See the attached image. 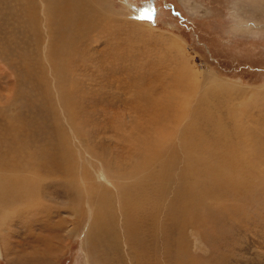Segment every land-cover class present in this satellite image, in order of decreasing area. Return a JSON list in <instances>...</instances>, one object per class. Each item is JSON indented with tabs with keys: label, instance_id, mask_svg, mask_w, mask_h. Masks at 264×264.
<instances>
[{
	"label": "rangeland",
	"instance_id": "1",
	"mask_svg": "<svg viewBox=\"0 0 264 264\" xmlns=\"http://www.w3.org/2000/svg\"><path fill=\"white\" fill-rule=\"evenodd\" d=\"M44 2L0 0V118L5 126L12 116L22 124V129L10 135L7 145H14L15 151L7 156L25 166L29 151L41 152L47 140L57 145L58 136L65 143L72 182L42 177L48 184L39 185L32 198L48 209L34 217L36 222L30 219V210L17 216H12L13 209L1 213L0 264H102L104 256L109 264H130L125 239L118 245L92 240L101 200L109 194L110 202L119 204L121 185L133 178L128 168L145 172L151 166L154 178L145 184L146 192L157 193L165 183H173L168 194L172 197L177 183H183L180 175L188 164L180 145L175 147L179 168L171 170L168 179L158 181L163 166L152 163L150 154L166 147L172 140L167 137L176 142L194 135L197 150L199 143L215 140L221 126H227L232 145L247 136L250 142L248 133L255 129V148L248 146L247 150L253 156L248 179L255 184L238 195L220 196L211 190L217 198L206 199L198 191L201 196L197 194L191 206L199 210L191 216V224L172 231L168 238L176 233L184 236L182 248L189 249L199 264H264V0H82V8L73 18L86 17L87 23L73 30L61 21L59 15L64 12L58 6L49 15V26ZM71 39L76 43L72 45ZM67 52L73 55L70 60L58 57ZM182 76L188 80L183 89L177 86ZM214 80L231 89L215 91L210 88ZM58 85L70 95L71 114L63 105ZM205 91L209 95L201 97ZM187 106L196 113L191 115ZM162 108H168L165 115H161ZM235 124L239 125L237 131H248L242 140L234 136ZM6 149L0 143V152ZM205 174L193 177L196 186L213 183ZM153 200L150 204H161V200ZM17 205H22L19 197ZM180 209L183 207L179 208L182 213ZM120 215L117 212L115 220L122 235L124 219ZM205 218L210 222L202 220ZM49 221L48 231L40 222ZM107 222L111 226L113 218ZM37 235L51 239L41 243L45 239L38 240ZM164 236L167 238L166 233ZM166 238L160 243L162 249L169 242ZM175 253V248L165 250L161 264H175Z\"/></svg>",
	"mask_w": 264,
	"mask_h": 264
},
{
	"label": "bare ground",
	"instance_id": "2",
	"mask_svg": "<svg viewBox=\"0 0 264 264\" xmlns=\"http://www.w3.org/2000/svg\"><path fill=\"white\" fill-rule=\"evenodd\" d=\"M81 2H82V0H55V1L46 0V2H44L45 3L44 4V8L45 9L43 8V10H44L45 15L48 16V18H46V21L48 19V21H47L48 25L51 26V23H52V21H51L52 18L50 19V16H49L51 14V11L56 6H58L57 8L59 10H63V12H64V13H60V15H59L61 21H64V25L71 27L72 30L74 28H78V27L83 26L85 23H87V20L85 19L86 17L82 18V19H78V17L76 19L73 18V15H75V13L78 12L79 9L82 8L80 6ZM82 5H83V3H82ZM46 10H48V15L46 14ZM59 10H58V12H59ZM95 12L97 13V11H95ZM54 15H55V13H54ZM47 22H46V24H47ZM57 29H58V27H57ZM70 42H71L72 45L74 43H76V41L74 39H71ZM72 56L73 55L69 56L68 52L67 53H60L58 55L59 58L62 57V60H70ZM183 74H185V73H183ZM186 77L182 76L181 79H179V81H177L178 82L177 86L179 88L183 89V88L187 87V85H188L187 81L188 80L186 79ZM175 78H173V79H175ZM173 84L176 85L175 82ZM170 85L171 84H169V86ZM172 85H171V87H172ZM212 85H214V86H211L210 88H214L215 91H217V90L227 91V90L231 89L230 86H228V84L220 83V81L217 82V81L214 80ZM59 88H60L59 91H60L61 95L63 96V101H64L63 105L65 106V108L68 111V113L71 114V112H72L71 109L74 108V107H73V104L71 102L70 95L68 96V94L66 93L64 88H61L60 86H59ZM175 90H176V88H175ZM162 92L163 91H161V93ZM159 94H160V91L158 92V96H159ZM165 94H167V93H165ZM225 94H226V92H225ZM71 95H72V93H71ZM170 95H172V94H170ZM205 95H209V93L205 91L201 97H203ZM147 96L149 97V95H147ZM162 96H163V94H162ZM59 97H60V95H59ZM154 97H152V98H154ZM205 99H208V97H206ZM176 100H178V99H176ZM165 101H167V99ZM172 101H173V99L171 100V102ZM203 101H204V99H203ZM206 101H208V100H206ZM155 102H154V105H156ZM160 102H161V100H160ZM201 102H200V104H201ZM180 103H178V104L180 105ZM182 103H184V101ZM169 104H167V106H169ZM209 104H207V105H209ZM173 107H176V106L173 105ZM185 107H184V110H185ZM4 108H5V106H4ZM169 108H170V106H169ZM178 108H180V107H178ZM162 109H165V110L162 111L161 115H165L166 111H167L166 109H168V108H162ZM187 109L190 110L188 108V106H187L186 110ZM201 109H202V107H201ZM184 110H182V111H184ZM192 112H193V114H191V115H194L196 113V110L195 111L190 110V113H192ZM169 113H173V112L170 111ZM73 114H75V112ZM166 118H168V117H166ZM216 120L219 121L220 119L217 118ZM11 121H12L11 123H8V125L6 124V126H5V124L3 123L4 120L2 118H0V131L2 130L1 133H0V143H1L3 148L4 147L7 148L5 152H0V169L4 172V175L0 172V175H2V176H0V200L3 202L2 205L0 204L1 205V207H0V210H1L0 211V217L2 216L1 213L3 211H8L10 209H13V211H14L12 216L13 215L17 216L18 213H20V214L23 213L22 215H24L28 210H30L31 211L30 214H29L30 215V219H32L33 221L36 222V218H34V217L38 216L41 213V211H43V210L46 211L48 209V206H45V204H41V203L38 204L39 202H36L32 198V195H33L34 191L36 190V188H38L39 185L44 184V183L48 184L47 182L41 180L42 177H46L45 180H48V179L55 180L57 178H60L64 182L71 183L72 182L71 172L73 170L70 168L69 160L65 156V152L64 151H65L66 148H65V146H63L64 142H62L57 135H56L57 136V140H58V144L57 145L53 144L54 140H52V141L51 140L50 141L47 140L48 142L44 143V148L41 150V152H31V151H29L28 152V157H29L30 161H29V163L26 166L24 164L23 165L20 164L19 161H15L13 159H10L7 156V154L15 151V148H13L14 145H9V146L7 145L8 142L10 141V135H13L17 130H20V129L23 128L22 124L17 122L16 118H14L13 116L11 118ZM220 121H219V124H220ZM210 123H211V121H210ZM221 125L222 124H220V126ZM237 126H239V125L238 124L233 125L232 130L236 131L234 136L239 139V138H241V136L243 134H245V132H248V131L247 130H243V133H241L239 130L237 131ZM226 127L225 126H221V128L219 127L221 129V131L218 132V135L216 134L217 136L214 137L215 140L212 139L213 140L212 142H210V141L201 142V143L198 144V146L196 145L197 146V150H196V147H194V144H193L194 135L188 136L186 138V141L182 140L183 138L180 136L182 139L180 141L178 140L176 142H175V140H173V138L167 137L169 140L172 139L171 141H169L170 143L167 142L169 144L166 147L160 148L159 150L156 149V151L153 154H150L151 155L150 160H151L152 163L155 164V162H158V163H161L162 166H163V167H161V169L159 171L160 175L162 177H160V180H158V181H161L163 179H168L169 178V173H171L170 174V176H171L172 172L176 171L177 168H179L178 165H180L179 164L180 163L179 162V159H180L179 157L180 156H178V154H177L178 151L175 152L176 150H178V149L175 150V147L180 145V147L182 148L181 149L179 147L180 150H182V152L184 154V158L188 162V164L187 163H185V164H187L188 166L184 164L185 165L184 167H186V169L182 172V175H180V176H183V178H182L183 183L182 184L177 183L178 186L176 185L175 189H174L176 192L173 194L172 197H170L168 194L170 192V188L174 187V185L172 186L173 183L172 184L171 183H165V184L163 183L164 185H163L162 190H160L157 193H153L152 191H150L149 193H147L148 191L146 192L147 189L145 190V188H146L147 185H145V184L147 182H150V179H151V177H152V175L154 173V172L152 173V170H153V169H151L152 166L149 168V165H148L149 169L146 170L147 168H145V170H146L145 172H136V171H134L136 168L134 169L133 167L132 168L129 167L128 170L131 169L130 170V172H131L130 175L133 178L131 180L128 179L129 181L126 180L121 185L120 188L122 189V199H119L120 203L117 204L115 202L116 205H114L115 203L113 204V202L111 203L110 199L112 197L109 194L105 195V197L101 200L102 204H99V207L97 208L95 219H94V224H93V227L91 229V230H93L94 235H95V237L93 235L94 238L92 240L94 241V239L97 238L99 241H106L108 243L111 242V243H113L115 245H118V244L121 243V241L123 239H125L126 243L128 242L127 244L129 246V248H128L129 250L126 253L129 256L130 264H133V261L135 259L137 260L136 264H138L139 262H140V264H161V255H163V252L165 250L170 251L173 248H175V251H176V253H175L176 256L174 257L175 258V262H174L175 264H196L195 262L197 260L193 258L194 255H192L191 251L189 249L182 248V247H185V246H183V245L181 246L180 242L182 240L184 241V239H182L184 236L181 238V236L179 234H177V233H176V236H174L173 239H169L168 236H171L173 234V232L175 233V231L179 227H182L184 229L186 226H189L191 224V221H190L191 220V216L192 215L195 216V214L197 213V210H199V208L196 207V208L193 209V207L191 206V204H193V205L195 204V203H193V201H194L195 197L197 196L198 191L202 190L203 196L207 199V198L216 197L215 195H213L211 193V190H215L220 196H224L226 194L238 195V194L242 193L243 191H245L246 189H248L250 186H254V184H255V183H251L252 181L250 182V180H249L250 178L248 179V176L252 173V170H253V167L251 165L252 162H253V156L250 155L247 152L248 146L251 147V149L255 148V145H256L255 142H256V138H257V134H256L255 129L251 128V130L248 133V135L250 137V142H249V138L247 136L245 139H243V141L238 142L237 144L234 143V145H232L229 142V137H230L229 134L230 133L227 132V128ZM175 128L177 129V127H175ZM242 129H241V131H242ZM228 131H229V129H228ZM191 132H193V130ZM177 133H176V135H177ZM216 133H217V131H216ZM167 134H170V133L168 132ZM180 135H183L182 132H181ZM196 136L197 135H195V137ZM183 137H184V135H183ZM216 137H218V138L216 139ZM168 139H167V141H168ZM199 140H200V138H199ZM241 140H242V138H241ZM154 144H155V142H154ZM163 144H165V143H163ZM53 146H56L57 148H54ZM143 147L144 146H142V148ZM145 149H143V150H145ZM251 149H249V150H251ZM137 154L138 153H136V156L138 157L139 154L138 155ZM170 155H172L173 158H171ZM141 156H144V155H141ZM184 158H183V161L186 162L184 160ZM143 159H145V157ZM150 160H148V161H150ZM163 161H166V162L162 163ZM142 162L143 161H141V163ZM118 165L119 164H117V166ZM140 165H139V167L142 166V165L141 166ZM33 166H35V167H33ZM120 166L122 167L123 164L120 165ZM18 167H21V168H18ZM184 167L182 166L183 169H184ZM118 168H119V166H118ZM182 168H180V169L182 170ZM143 170H144V168H143ZM171 170H172V172H170ZM141 171H142V168H141ZM116 172L118 173L120 171H116ZM200 172H203V173H200ZM30 173H37V174H35V176H32ZM120 173H122V172H120ZM205 173L209 174L210 180L213 183L210 186H207V187H198V186H196L195 183H194L195 180H194L193 177H198V176H201V175L203 176V174H205ZM155 174H157V173L155 172ZM103 175H101V176H103ZM108 176H110V175H108ZM118 176H120V174H118ZM209 177H208V179H209ZM105 178H106V176H105ZM118 178H120V177H118ZM123 178H124V174H123L122 179ZM152 178H154V177H152ZM204 178H205V176L203 177V179ZM90 179L91 178H88L87 180H90ZM199 179L198 180L196 179V180L200 181V182L203 181V179H202V181L199 180ZM251 179H253V178H251ZM254 179H256V177ZM117 180H120V179H117ZM153 180L156 181L155 179H153ZM101 181L103 182L104 180H100V182ZM112 181L115 182V180H112ZM92 182H94V181H92ZM107 182H108V180H107ZM114 182H112V183H114ZM162 182H165V180L162 181ZM200 182H197V185H200L201 184ZM116 183H117V181H116ZM153 185H151V186L152 187L156 186V185H154V186ZM206 185H207V183L205 184V186ZM97 186H100V185L98 184ZM144 186H145V188H144ZM148 186H150V185H148ZM100 187H98V189ZM105 187H106V185H105ZM94 188H95V186L93 187V189ZM109 189H110V187H109ZM148 189H150V188H148ZM171 189L173 190V188H171ZM106 190H103V192H106ZM158 190H159V188H158ZM97 191H95V192H97ZM107 193H109V192L107 191ZM171 193H172V191H171ZM118 195H120V194H118ZM199 196H201V195L198 194V197ZM17 197L20 198L22 205H17L16 206V198ZM152 199L161 200V204L160 203H158V204H150L151 203L150 201ZM199 199H197V200H199ZM106 200H107V203H105ZM210 200H212V199H210ZM203 201H204V198H203ZM34 202H36V204H32ZM92 202H94V201H92ZM212 202H213V200H212ZM215 202L216 201H214V203ZM36 206H39V207H36ZM164 207L167 208V209H165L164 212H162V209ZM180 207H183V209H182L183 212L182 213L179 211ZM203 209H204V207H203ZM117 212L118 213L120 212L121 215L123 216L122 218L124 219V222H123V224L121 226L124 229L125 233H123L122 235H120L118 233L117 229H116V220H115V218H116ZM189 213H190V215H189ZM110 218H113V224L111 226H109V225H107L105 223ZM202 220L205 221V222H210L211 219L209 220V218H205V219H202ZM168 221H170V224L168 223ZM40 223H41V226H43V227H47L48 228V225L50 226V221L47 222V223H43V222H40ZM54 225H56V224H54ZM164 228L166 229V232H164ZM209 228L211 229L210 226H209ZM49 229L50 228H48L47 230L49 231ZM110 230H111V232H110ZM165 233L167 235V238L164 236ZM47 236L48 235H46V237L40 238L41 236L37 235L36 239H38V240H44L45 239L44 241L41 242V243H44V242H47V241H49L51 239V238L46 239ZM165 238L169 242L168 243L165 242L167 244H165V245L163 244L164 247L162 249L160 247V243L163 240H165ZM93 244H94V242H93ZM183 244H185V242ZM161 249H162V251H161ZM118 251H119V249H118ZM43 254H44V252H43ZM101 256H102V254H101ZM42 260L45 261L44 257H42ZM101 261H102V264H109V262H108V260H107V258L105 256L102 257ZM197 263H198V261H197Z\"/></svg>",
	"mask_w": 264,
	"mask_h": 264
}]
</instances>
